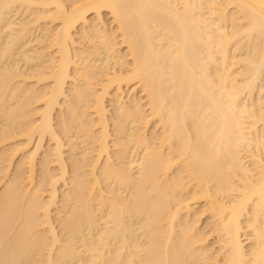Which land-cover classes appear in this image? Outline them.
<instances>
[{
    "label": "bare ground",
    "instance_id": "bare-ground-1",
    "mask_svg": "<svg viewBox=\"0 0 264 264\" xmlns=\"http://www.w3.org/2000/svg\"><path fill=\"white\" fill-rule=\"evenodd\" d=\"M0 264H264V0H0Z\"/></svg>",
    "mask_w": 264,
    "mask_h": 264
},
{
    "label": "rangeland",
    "instance_id": "rangeland-1",
    "mask_svg": "<svg viewBox=\"0 0 264 264\" xmlns=\"http://www.w3.org/2000/svg\"><path fill=\"white\" fill-rule=\"evenodd\" d=\"M107 16H109V15L107 14ZM106 18H107V19L109 18V19H108V20H109V22L111 21V19H110V16H109V17H106Z\"/></svg>",
    "mask_w": 264,
    "mask_h": 264
}]
</instances>
